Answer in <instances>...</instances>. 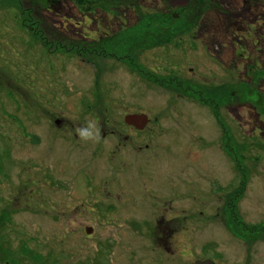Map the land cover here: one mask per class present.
I'll return each mask as SVG.
<instances>
[{"label": "rangeland", "instance_id": "rangeland-1", "mask_svg": "<svg viewBox=\"0 0 264 264\" xmlns=\"http://www.w3.org/2000/svg\"><path fill=\"white\" fill-rule=\"evenodd\" d=\"M41 1L0 0V264H264V0Z\"/></svg>", "mask_w": 264, "mask_h": 264}, {"label": "flooded vegetation", "instance_id": "flooded-vegetation-1", "mask_svg": "<svg viewBox=\"0 0 264 264\" xmlns=\"http://www.w3.org/2000/svg\"><path fill=\"white\" fill-rule=\"evenodd\" d=\"M73 1V3H74V5L76 6H78V4L79 3H81V4H84V3H86V7L85 8H88L89 10H91V8H93L94 6H95V4H94V0H86V2L84 1H82V0H72ZM54 3V1L53 0H42L41 1V3ZM78 3V4H77ZM94 4V5H93ZM38 6V5H37ZM46 6V5H45ZM53 6V5H52ZM47 8L46 9H48V12H50L49 11V9L51 10V6L50 5H48V6H46ZM51 7V8H50ZM80 8H83V6L82 5H80L79 6ZM21 8H22V6H21ZM53 9V8H52ZM87 24H85V26H81L80 25V22H78V24L79 25H76L75 23H72V50H73V48H77L76 46H79V49H82V48H85V50H90V51H94L97 55H99L100 57L102 56L103 58H108V59H110L111 61H116L117 62V60H119V61H123V59H124V53H125V45H126V47L128 48V51H127V53H130L129 51H130V48L132 47V46H135L136 48H138V49H142V47L141 48H139L140 47V45H141V39H140V37H139V32L137 31V27H136V32H137V35L136 36H130V37H127V38H125V35H124V29H123V26L121 27V29H123L122 30V32H120L122 35L121 36H117L116 38L115 37H103L102 39H96V38H94V37H90V36H85V37H77L76 35L77 34H79V32H78V29H81V33L83 32L84 34L86 33V31H85V28H90L91 27V25L88 23V22H86ZM123 24V23H122ZM55 25H57V24H55ZM77 29V30H76ZM135 31V27H134V30H133V32ZM76 34V35H75ZM74 35H75V37H74ZM80 35V34H79ZM43 39L44 40H47L48 41V39L45 37V36H43ZM53 39H55V38H53ZM92 45H97V46H99L97 49H95V50H91L90 48H89V46H92ZM101 49V50H100ZM98 50H100V51H98ZM75 55V57L76 56H80V55H82V51H76L75 53H73V51H72V56H74ZM128 55V54H127ZM131 55V54H130ZM118 57V58H117ZM105 58V59H106ZM131 58H133V57H131ZM128 60V59H127ZM130 60V59H129ZM89 61H92L93 62V60H89ZM107 64V63H106ZM105 67H106V65L105 66H103V71H104V69H105ZM251 84L249 83V88H251V90H252V86H250ZM248 88V89H249ZM234 97V96H233ZM134 128V127H133ZM166 205V204H165ZM228 206H229V210H231V208H232V206H230V203L228 204ZM227 207V206H226ZM202 213V212H201ZM225 213H226V216L228 217V216H230L229 215V213L227 212V209L225 210ZM226 217H224V219H225ZM161 220H163V219H165V217L163 216V217H161L160 218ZM182 231H184V230H181L180 228L179 229H177L176 227L174 228V226H171V225H167L166 226V229L164 228V229H162V230H158V232L160 233V235H165L166 236V241L164 242L166 245H165V247H162L163 249L164 248H171V246H172V243L174 242V238H175V236H178V234L179 233H181ZM167 242V243H166ZM167 250V249H166ZM168 251H170V250H168ZM216 255H214V257H215ZM198 260H201V261H204V260H210V261H213L214 263H216V264H220V262H218L219 260H217V256L214 258V259H208V258H206V259H199V257H197L196 259H195V261L192 263V264H194L196 261H198Z\"/></svg>", "mask_w": 264, "mask_h": 264}, {"label": "clouds", "instance_id": "clouds-1", "mask_svg": "<svg viewBox=\"0 0 264 264\" xmlns=\"http://www.w3.org/2000/svg\"><path fill=\"white\" fill-rule=\"evenodd\" d=\"M75 132L82 141H97L101 136V129L94 119H87L83 125L76 126Z\"/></svg>", "mask_w": 264, "mask_h": 264}, {"label": "water", "instance_id": "water-1", "mask_svg": "<svg viewBox=\"0 0 264 264\" xmlns=\"http://www.w3.org/2000/svg\"><path fill=\"white\" fill-rule=\"evenodd\" d=\"M125 122L126 124L136 129L142 130L150 122V119L146 114H129L125 117ZM86 232L90 234L92 232V228H87ZM194 264H216V263L210 260H204V261L198 260Z\"/></svg>", "mask_w": 264, "mask_h": 264}]
</instances>
